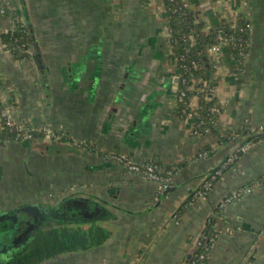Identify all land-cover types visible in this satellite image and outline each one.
<instances>
[{
	"label": "crops",
	"instance_id": "crops-1",
	"mask_svg": "<svg viewBox=\"0 0 264 264\" xmlns=\"http://www.w3.org/2000/svg\"><path fill=\"white\" fill-rule=\"evenodd\" d=\"M181 1L212 28L222 11L241 15L250 24L249 50L241 65L225 60L216 74L218 133L193 134L190 121L179 113V71L170 61L173 46L162 2L0 0V34L15 32L18 21L28 16L47 77L42 79L33 54L16 58L0 40L1 107L16 123L58 130L63 141L58 142L60 137L51 142L62 145L65 155L60 157L69 163L59 166L64 176L60 183L58 176V190H73L71 197L104 207L103 202H109L106 208L113 213L109 211L108 219L114 216L132 240L120 253L112 243L100 247L109 235L95 231L75 243L77 251L63 253L72 264H180L194 250L212 208L248 187L250 193L216 216L217 238L205 264H251L250 257L264 264V137L249 143L205 198L195 196L189 203L210 171L240 140L249 138L246 128L251 133L264 130V0ZM190 102L199 104L197 96ZM225 135L237 141L223 143ZM43 142V137L1 142L0 154L15 156L21 169L25 162L37 170L44 156L40 153L52 151L42 147ZM119 157L134 164L154 163L162 174L171 169L175 174L169 190L158 191L153 181L130 172ZM56 158L43 157L44 166L55 171L51 163ZM73 168L82 170L67 177ZM53 174L43 173L46 181ZM3 175L0 169V182ZM51 184L48 181L47 187ZM23 195L35 198L40 193ZM129 224L137 226L136 233Z\"/></svg>",
	"mask_w": 264,
	"mask_h": 264
},
{
	"label": "trees",
	"instance_id": "trees-1",
	"mask_svg": "<svg viewBox=\"0 0 264 264\" xmlns=\"http://www.w3.org/2000/svg\"><path fill=\"white\" fill-rule=\"evenodd\" d=\"M176 1L177 4H174V6L177 7V11L175 12H172L175 7L173 8L172 3H170L168 0H163V4L168 15L169 37L171 45L173 46V54L171 55L170 61L172 63H176V57L178 58L181 55H184L185 58L182 61V65L185 66V69H182L179 73L180 78L178 92H185L186 97L183 102L179 103V113L185 119L186 115L183 114V111L185 110L186 113H188L189 101L193 96H197L199 103L197 108L198 118L191 119V132L193 134H195V132H197V134H204L207 131L218 133V129L216 126L214 127V124H216L218 116L221 112V107L216 97L211 96L208 92L209 87H211L214 83L215 74L213 62L208 50L211 46L221 44L223 41L228 43L230 39H232V43H228L227 48L229 51H227L230 52L234 58L238 59L239 52L243 51L247 53L249 50L250 29H248L247 26L250 24L241 15H238L235 18V24L233 27L230 21L221 20V22L218 24V27H213L208 31H204L203 29L205 28L206 24L198 20V16L196 14L184 8L181 0ZM17 28L18 29L16 30L15 35L13 33L0 34V40L8 49H10L16 58L21 59L23 57H27L29 53L33 54L35 56L41 77L46 81V70L44 68L40 52L36 45H34V48L31 50V44L33 43L31 38L33 35L32 28H30L29 25H27V22L24 20L18 21ZM242 28L243 31H239ZM221 32L224 35L223 38L221 37ZM191 36H193L196 40L194 45H191ZM193 63H198L199 66L197 68H193ZM204 81L208 83V86H203ZM190 86H193L194 89L190 90ZM212 108H216L218 112L213 114L211 112ZM245 132L249 136L245 143H257L264 137V130L260 133H251L250 130L246 128ZM15 134H18L17 130L10 131L9 128H4L2 131H0V142L3 143L6 140L15 141ZM220 141L227 143L231 141L236 142L237 140L232 139L231 135H225L220 138ZM233 154H235V159L233 162L228 163V159H226L223 165L219 167L213 175L209 176L208 181L212 182L213 186L221 179L224 174L230 171L235 166L237 161L243 156V153L240 151H234ZM219 170L222 171L221 175L217 174ZM212 177L215 179L211 180ZM199 190H203V185ZM195 196V192L190 195L189 203L194 200ZM78 200L79 199L66 200L64 205H62L61 212H71L73 209H76V207H78ZM220 209V205L214 206L212 208L208 222L206 223L198 238L199 241H201V245L197 247L195 245L192 253L180 264H205L207 262L208 251L206 250L212 246L213 238L217 234L214 225L216 216L218 215ZM181 211H185V207H182ZM24 214H29V211L24 210ZM9 227L10 228L7 227L0 230L1 234L5 238L4 242H7V244L13 243L16 236H19L18 239L21 240L20 234L22 235L24 232H27L26 234L31 233V230L27 228L23 217L21 220H18V222L11 221ZM15 227H17L16 229L18 230L16 236L11 233ZM0 241H2L1 237ZM200 255H205V259L200 261Z\"/></svg>",
	"mask_w": 264,
	"mask_h": 264
},
{
	"label": "rangeland",
	"instance_id": "rangeland-1",
	"mask_svg": "<svg viewBox=\"0 0 264 264\" xmlns=\"http://www.w3.org/2000/svg\"><path fill=\"white\" fill-rule=\"evenodd\" d=\"M185 5H186L185 8L190 10V6L187 3H185ZM222 13L223 14L222 16H220L218 24L221 22V20H228L232 23V27H233V25L235 24V18L237 15H234V13L231 14L229 11H222ZM216 27H218V25ZM211 28L212 27L210 25L206 24L203 30L208 31ZM167 29L169 30V21H167ZM193 41L194 42L191 45L195 44L196 42L195 38ZM228 43L231 44L232 39H230ZM228 43H225L223 41L221 44L211 46L208 50L210 57L212 59V62H213V68L215 69L214 83L212 86L213 88H215V80L217 78L216 74L219 71V69L222 68L225 60L231 61L232 63H235L237 66H240L241 63L243 62V60H241L242 56L240 55V52L238 53V56H239L238 59L234 58V56H232L230 52H228L229 51L227 48ZM213 47H217V48L213 49ZM215 53H219L218 56H216ZM224 55H226V57ZM25 58L26 57H23L21 59H25ZM216 60H218L219 62L217 63ZM198 66L199 64L197 63V67ZM216 66H218L217 69H216ZM213 97H216V96H213ZM4 128H6V125L4 124L1 125L0 131H2ZM42 129L34 130V128H32L29 125H26L24 123H17V127L14 126L13 129L10 128L9 130L10 131L17 130L18 134L19 133L23 134L24 131L26 132L29 131L31 135L34 136V138L44 137V140L46 139L47 142H51V139L56 140L55 135H59L61 139L58 142L63 141L62 136L60 135L59 132H57L58 130H54L53 132L48 127H44L43 129L44 132L50 131L52 133V134L49 133L50 139H48L40 132ZM253 133H256V132L253 131ZM18 134H15L16 140H25V141L29 140V139H26L25 137L19 138ZM232 139L234 138L232 137ZM5 142L8 143L10 142V140H6ZM242 142L243 140H240L239 143H242ZM248 146H249V143L248 144L245 143V144H242L239 149H241L242 147L249 149ZM60 148H62V145L60 146ZM50 149L52 150L51 152L40 153V154H43L44 156L40 155V157H42L40 158L41 164L36 165V167L40 168V169H37L38 171L32 168H27L25 166L26 165L25 162H24L25 165L23 164L22 169H21L19 166L21 164V161L19 160L20 162H17L18 159L15 156L10 157L3 153L0 154V169L4 173L3 179L0 182V214L5 213V211H8V210L20 208L18 206H21L24 204H31V203H37V205L40 206L41 210L43 211L44 209L53 208L61 204L65 198L67 199L68 196L70 197L72 196L73 190L65 191L62 193L60 189L58 190V188H60L59 183L62 180L61 177L64 176L60 174L59 171L61 170L59 169V166H65V165L67 166L69 164L68 162H65V159H64L65 157H60V156H64L65 153L61 154V151L57 148L55 149V146H51ZM72 154L75 155L78 153L74 152L73 150ZM45 156L58 157L53 163H51V164H54V166L52 167H56L55 171H53V169L48 170L44 166L45 161L43 160V157ZM231 158L232 159L235 158V154L230 155L228 159H231ZM59 159H61V161H59ZM78 170H82V169L73 168L74 172L66 176L70 177L76 172H79ZM51 171L55 174H53L52 176H49L50 178L48 181H51L52 183L51 185L53 187H50L49 185V188H48L47 187L48 181L45 180V176L43 175V173L51 172ZM15 172L17 174H15ZM218 173H217L218 175H221L222 171L219 170ZM58 176H59V183H58ZM69 182L70 181L67 180L66 183H69ZM155 185L157 187V190L160 191L159 185L157 183H155ZM239 186L240 185H238L237 187ZM210 189L212 188H209V190ZM240 189H243V188H240ZM28 191L35 192V193H37L38 191L40 195H38V197H35V198L23 195ZM207 191L208 190L206 191L198 190L196 192V196L200 198H205L206 195L208 194ZM233 195H231L230 197L222 201L219 204L220 208H223L222 206L226 205V201L232 198ZM103 204L105 205V207L111 206L109 202H105V203L103 202ZM106 209L113 213V208H106ZM49 210L50 209H48L47 211ZM177 210L175 212H177ZM113 215L117 216V214L115 213ZM112 217L114 218V216ZM113 218L108 219V217H106L104 218V220L95 222L94 226H91V227L84 226L83 227L82 226L83 223H80L78 221L74 222L73 219L64 221V220L53 218L52 216H47V218L43 219V222L41 223V226L39 227V231L34 233V235L32 236H31V233H28L24 235L23 239L21 240L17 239V240H14L13 243L7 244V242H4L5 238L1 234L0 237L2 241H0V264H33L34 262H36V260H39V259L41 260V264H72L71 260L68 259L70 258L68 257L69 254H63V253L65 252L73 253L74 251H77L78 245L75 246V243L79 241V239H81L82 237H87L88 239L91 238L90 236H92V233H96L95 231H98V230L99 232H106V234L109 235V236H106L105 239L102 241L103 244L100 243L101 245V246L99 245L100 247H108L110 246V243H112L111 246L112 245L115 246V248L119 249V251H121L120 253H122V250L124 252L126 248L129 249L130 244L132 243V240L127 239L128 232L126 228L124 231V229L118 227L119 225L117 224L116 219L113 220ZM129 225H131V228L133 230L132 232L136 233L137 226L135 224H129ZM16 228L17 227H15L13 231L11 232L15 236L17 235L16 233L18 231ZM121 233H124V237L118 239L119 237H117V235ZM79 248L81 249L82 247H79Z\"/></svg>",
	"mask_w": 264,
	"mask_h": 264
},
{
	"label": "built area",
	"instance_id": "built-area-1",
	"mask_svg": "<svg viewBox=\"0 0 264 264\" xmlns=\"http://www.w3.org/2000/svg\"><path fill=\"white\" fill-rule=\"evenodd\" d=\"M155 1H157V2H162L163 3V0H155ZM170 3H172V5H173V8L175 7L174 6V4H177V1L176 0H168ZM182 4H183V7L185 8L186 7V5H185V3L184 2H182ZM177 6V5H176ZM166 9V8H165ZM175 11H177V7H175L173 10H172V12H175ZM247 28L248 29H250V25H248L247 26ZM240 31L242 32L243 31V28L242 29H240ZM168 34H169V30H168ZM194 40V37L193 36H191L190 37V42H191V44L194 42L193 41ZM217 47H213V49H216ZM211 50V49H210ZM213 52V51H212ZM216 54V56H218V54L219 53H215ZM240 55L242 56L241 57V60H243L244 59V57L246 56V53H244L243 51L242 52H240ZM185 58H184V55H181L180 57H176V65L178 66V71H179V73H180V71L182 70V69H185V66L184 65H182V61L184 60ZM216 62L218 63L219 61L218 60H216ZM193 68H197V63H193ZM218 68V66H216V69ZM178 73V80H179V78H180V74ZM203 86H208V83L206 82V81H204L203 82ZM213 86V85H212ZM209 87V89H208V92L210 93V95L211 96H215V88H213V87ZM189 89L190 90H193L194 89V87L193 86H190L189 87ZM185 97H186V93L185 92H181V93H177V95H176V99H177V101H178V103H181V102H183L184 100H185ZM188 108H189V111H188V113H186V111L184 110L183 111V114L184 115H186V120H188V121H191V119H193V118H198V113H197V108H198V106L197 105H194L193 106V104H191V102L189 101V103H188ZM6 112V113H5ZM211 112L213 113V114H216L218 111H217V109L216 108H212V110H211ZM6 125V127L7 128H12L13 129V127L14 126H16L17 127V123L14 121V119L12 118V116L9 114V112L7 111V110H5V109H3L2 107H1V100H0V126L1 125ZM216 126V124H214V127ZM44 129V128H43ZM41 130L40 132L46 137V138H48V139H50V134H52L50 131H45L44 132V130ZM50 133V134H49ZM195 134H197V132H195ZM19 136V138H23V137H25L26 139H29V140H31V139H33L34 138V136L33 135H31V133L29 132V131H24V133L23 134H18ZM44 138V137H43ZM60 137H59V135H55V139H59ZM249 147V146H248ZM248 150V148H244V147H242L241 149H238L237 151H240L241 153H245L246 151ZM118 159V161L120 162V163H122L130 172H132V173H135V174H138V175H141V176H143L144 178H147L148 180H150V181H153V182H155V183H157L158 185H159V188H160V191H164V190H166V189H168L169 187H170V185H171V183H172V179H173V176H174V171H168V172H166V174H161V170H160V168L157 166V165H154V164H152V163H144V164H134V163H132V162H130L128 159H126L125 157H119V158H117ZM234 159L235 158H231V159H228V163H231V162H233L234 161ZM219 174V173H218ZM212 180H214V178L212 177ZM212 186H213V184H212V182H205L204 183V185H203V191H206V190H208L207 192H209L210 190H209V188H212ZM252 191V189H250V187H248V188H244V189H240V191L238 190L236 193H234V195H233V197L232 198H230V199H228L227 201H226V205L227 204H229V203H231V202H233L234 200H236V199H239V198H241L243 195H245V194H248V193H250ZM207 192H206V194H207ZM200 194V193H199ZM222 207H225V205L224 206H222ZM216 238H217V235L213 238V241H212V245L214 244V242H215V240H216ZM196 247L197 246H199V245H201V241H199V239H197V241H196ZM212 247V246H211ZM211 247L209 248V249H207L206 251H208V254H209V252H210V250H211ZM205 259V255H200L199 256V260L200 261H202V260H204Z\"/></svg>",
	"mask_w": 264,
	"mask_h": 264
},
{
	"label": "water",
	"instance_id": "water-1",
	"mask_svg": "<svg viewBox=\"0 0 264 264\" xmlns=\"http://www.w3.org/2000/svg\"><path fill=\"white\" fill-rule=\"evenodd\" d=\"M24 21L27 22V25L30 24L28 16L24 17ZM29 27L32 28L30 25H29ZM15 32H13L14 35H15ZM221 37L222 38L224 37L222 32H221ZM31 38L33 40V43L31 44V50H32L34 48V45H36L34 43V41H35L34 33H33ZM54 143L53 142H43L42 147H46V148L49 147V149H50L51 146H55V149L57 148L60 150L61 145H55ZM242 144H245V141H243L242 143L238 142L237 145L235 146L234 151L238 150ZM234 151L231 153V155L234 153ZM228 156H230V155H228ZM228 156L225 158V160L229 158ZM225 160L218 167H216L215 169L210 171V173L208 175V179H209V176H211V174L213 175L215 173V171L223 165ZM167 190H169V189H167ZM69 199H79L77 202L78 207H76V209H74L72 212H70L72 214L73 212H75V210L78 212L80 211L79 214H77V217H74L69 212H66L65 215H64V213L61 212L60 206L64 205V202L66 200H69ZM18 207H20V208H18ZM18 207H17L18 209L15 208L13 210H8V211H5V213L0 214V224H1L0 230L2 228H7V227L10 228L9 224L11 221L17 222L18 220H21L22 217L26 222L29 223V218L27 215H29L31 218L35 217V216L36 217L37 216H43L46 218V216H53V214H52V212H53L54 214L59 215V217L65 216V218L64 217L58 218L60 220L66 221V220L73 219L74 222L78 221L80 223H83V222L93 223V222H97L100 220H104V218H106L107 215L109 214V211L106 209V207H104L98 201H92L90 199L76 198V197H70V196H68L67 199L65 198L61 204H59L53 208L44 209L43 211L41 210L40 206L37 205V203L24 204V205L18 206ZM48 209H50V210L47 211ZM24 210L29 211V214H24ZM50 211H51V213H50ZM0 236H1V232H0ZM249 261L251 262V264H255L254 257H250Z\"/></svg>",
	"mask_w": 264,
	"mask_h": 264
},
{
	"label": "flooded vegetation",
	"instance_id": "flooded-vegetation-1",
	"mask_svg": "<svg viewBox=\"0 0 264 264\" xmlns=\"http://www.w3.org/2000/svg\"><path fill=\"white\" fill-rule=\"evenodd\" d=\"M60 208H61V210H62V205L60 206ZM74 210V209H73ZM67 212V211H66ZM66 212L64 211V212H62V213H64V215L66 214ZM69 212V211H68ZM72 212V211H71ZM80 212V211H79ZM79 212L78 211H76L75 210V212H73L71 215H73V216H77V214H79ZM51 213V212H50ZM52 214H53V218H56V219H58V218H62V217H64L65 218V216H61V217H59V215H57V214H54L53 212H52ZM28 218H29V223L28 222H26L25 221V224L27 225V228L29 229V230H31V236L32 235H34V233H36L37 231H39V227L41 226V223L43 222V219L45 218V217H43V216H35V217H30V216H28ZM46 218H47V216H46ZM18 222V221H17ZM26 233L27 232H24V234H20V236H21V239H23V237H24V235H26ZM19 235V234H18ZM19 237V236H18ZM18 237L16 236V238H15V240H17L18 239Z\"/></svg>",
	"mask_w": 264,
	"mask_h": 264
}]
</instances>
